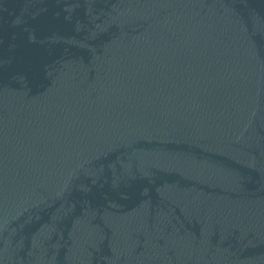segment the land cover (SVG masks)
Segmentation results:
<instances>
[{
    "label": "water",
    "instance_id": "1",
    "mask_svg": "<svg viewBox=\"0 0 264 264\" xmlns=\"http://www.w3.org/2000/svg\"><path fill=\"white\" fill-rule=\"evenodd\" d=\"M0 264H264V0H0Z\"/></svg>",
    "mask_w": 264,
    "mask_h": 264
}]
</instances>
